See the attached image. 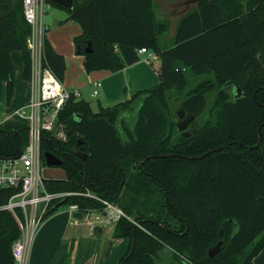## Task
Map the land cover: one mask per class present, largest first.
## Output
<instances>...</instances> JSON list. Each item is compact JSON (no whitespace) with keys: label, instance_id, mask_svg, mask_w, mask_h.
<instances>
[{"label":"trees","instance_id":"1","mask_svg":"<svg viewBox=\"0 0 264 264\" xmlns=\"http://www.w3.org/2000/svg\"><path fill=\"white\" fill-rule=\"evenodd\" d=\"M48 2L81 27L74 44L86 72H118L141 61L145 48L159 58L161 83L99 105L98 112L83 99L67 101L58 117L67 139L44 133L41 144L44 165V153L55 155L66 177L46 179L45 186L90 191L98 199L69 196L53 202L44 218L69 204H78L81 215L103 213L108 202L127 215L113 231L130 241L118 264H255L264 249V0H195L168 44L162 40L170 22L160 20L156 0H74L71 9ZM30 31L23 0H0V91L5 83L8 102L15 91L13 52L22 53L23 77L30 80ZM45 55L63 82L65 58L47 37ZM204 74L211 77L187 91L191 77ZM173 94L177 113L196 117L189 136L173 121ZM28 142L27 126L0 124V157H18ZM12 193L0 191V206ZM20 235L14 215L0 211V264H14L12 245ZM220 240L221 250L210 257Z\"/></svg>","mask_w":264,"mask_h":264},{"label":"built area","instance_id":"2","mask_svg":"<svg viewBox=\"0 0 264 264\" xmlns=\"http://www.w3.org/2000/svg\"><path fill=\"white\" fill-rule=\"evenodd\" d=\"M51 4L48 0H23V12L31 31L27 47L31 53L30 100L16 108L13 115L25 121L29 130V142L24 151L13 158L0 157V191L11 190L13 193L0 211L11 212L17 220L21 235L12 245L14 264H28L34 236L55 201L69 196H86L98 199L92 192H50L45 186L43 176L42 137L44 133L66 140L64 125L59 123V113L72 97L80 99L78 89L64 87L53 70L46 64L45 41L49 26L45 23L46 9ZM145 60L151 63L157 55L145 48L139 50ZM93 96L99 94L101 82H93ZM105 217L117 222L127 217L122 208L104 202ZM72 213H80L78 204L66 205ZM95 211H88L89 214ZM101 216L99 215L97 219Z\"/></svg>","mask_w":264,"mask_h":264},{"label":"crops","instance_id":"3","mask_svg":"<svg viewBox=\"0 0 264 264\" xmlns=\"http://www.w3.org/2000/svg\"><path fill=\"white\" fill-rule=\"evenodd\" d=\"M67 18L63 19L65 38H57L53 31L47 36L54 50L65 58L66 72L62 82L64 87L78 89L81 93L80 99L85 100V89H91L90 96L93 97V82L100 81L101 88L97 96L102 94V99L108 106L130 99L139 91L159 88L161 82L158 56L149 63L145 60V55H142L141 61L118 72L108 70L86 72L84 57L77 54L74 44V37L81 34L82 29L76 22L66 21ZM174 33L175 28L171 38ZM19 53L21 52L12 53L15 67V59L18 62L20 59ZM21 56L23 61L22 53ZM155 62H158L157 67L154 66ZM22 63L24 70V62ZM24 81L27 83L25 89L21 91L15 86L13 98L9 102L15 109L30 100V86L28 81L25 79ZM16 119L20 120L13 112H0L1 125L14 127L24 125L17 123ZM99 215L101 217L97 219ZM114 223L116 222L105 217L104 213L92 212L81 215L66 208H59L41 222L34 236L28 264H118L129 251L130 241L113 236ZM254 263L264 264V249L254 258Z\"/></svg>","mask_w":264,"mask_h":264},{"label":"rangeland","instance_id":"4","mask_svg":"<svg viewBox=\"0 0 264 264\" xmlns=\"http://www.w3.org/2000/svg\"><path fill=\"white\" fill-rule=\"evenodd\" d=\"M159 13H160V20H168L170 22V27L166 33V35L163 37L162 42L168 44L171 42L172 34L174 31V28L177 24V21L179 18L186 12L187 9L193 7L195 5V0H156ZM68 16V13L66 10L61 9L59 7H56L54 5H50L46 9V15H45V23L49 26V30L47 33V36L50 32L53 31V34L60 39L65 38V29L63 28L64 26V18L66 19ZM20 59L19 62L17 59H15L16 67H15V74H14V79H15V86H18V89H21L23 91L27 85L23 79V68H22V56L21 53H19ZM155 67L158 66V62H155L154 64ZM211 75H196L192 76L190 79V84L189 87L187 88V91L192 90L195 86H197L199 83H201L203 80H207L210 78ZM91 89L86 88L85 89V94H84V99L89 102L92 106V109L94 112L99 111V105L101 104L104 107H107L108 105L104 102L102 99V94L99 96H90ZM176 95H172V99L169 101L170 108L172 110L173 115H176L177 113V108H178V101ZM209 104L212 103L213 101V95L209 96ZM112 106V105H111ZM14 105L10 104L7 100V95H6V89H5V83L2 84L1 86V91H0V112L2 111H8V113H11L14 111ZM22 121V122H21ZM17 120L16 122L19 124H24L25 121L23 120ZM174 123H177L179 121L178 117L176 116L173 119ZM133 124V121H132ZM175 129V126H174ZM43 176L46 179H65V171L61 167H51L48 166L47 164L44 165L43 163ZM60 208H67V206H61ZM115 224V223H114ZM167 264V263H165Z\"/></svg>","mask_w":264,"mask_h":264},{"label":"water","instance_id":"5","mask_svg":"<svg viewBox=\"0 0 264 264\" xmlns=\"http://www.w3.org/2000/svg\"><path fill=\"white\" fill-rule=\"evenodd\" d=\"M53 3L57 4V5H60L62 6L63 8H73L74 6V0H51ZM84 52L86 53H90L92 52V47H91V43H89L87 45V47L84 48L83 50ZM76 52L77 54L81 55L82 53V50L81 48L78 46L76 48ZM230 83H227L224 87L228 86ZM235 93H236V97L237 98H240L242 96V90L240 88V86L238 84H235ZM255 96V95H254ZM178 118H179V121L177 123V129L180 131V132H185V136H189V133L186 132L187 129L189 128V126L194 122L195 120V116L194 115H187L186 111L184 109H180L178 111ZM258 134H259V143L258 145L261 144V133H260V129L258 131ZM222 148L219 147L215 150H212L210 152H207L206 155H209L211 154L212 152H215V151H219L221 150ZM77 156L83 158V159H86V155H83L79 152L76 153ZM173 156V155H171ZM187 159H194L193 157H186ZM201 158V157H200ZM44 159H45V162L48 166H51V167H61L63 162L61 159H59L58 157H56L55 155L51 154V153H44ZM143 163H141L142 165ZM127 196V192L124 193V198H126ZM61 204H59L60 206ZM222 232H221V236H222ZM222 244H223V241L220 240L219 242H217L216 245L212 246L209 251H208V255L210 257H214L216 256L219 251L221 250V247H222ZM132 248H134V244L132 246Z\"/></svg>","mask_w":264,"mask_h":264}]
</instances>
